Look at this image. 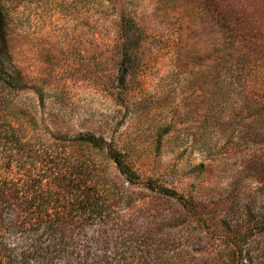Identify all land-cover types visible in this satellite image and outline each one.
I'll return each mask as SVG.
<instances>
[{
  "label": "trees",
  "instance_id": "1",
  "mask_svg": "<svg viewBox=\"0 0 264 264\" xmlns=\"http://www.w3.org/2000/svg\"><path fill=\"white\" fill-rule=\"evenodd\" d=\"M201 5L220 51L208 63L210 112L226 111L224 123L236 129L228 134L227 154L244 155L237 177L255 183L244 193L242 212L233 183L227 192L233 199H218L200 183L185 194L142 179L126 153L103 136L36 129L37 119L17 100L28 86L0 37V264L255 262L233 239L240 237L243 223L264 230V0ZM208 143L205 151L213 155ZM220 157L211 161L226 175V156ZM195 169L201 175L209 167ZM204 190L214 196L209 199ZM219 206L225 214L242 213L236 223L225 224L235 231L226 236L228 249L204 227Z\"/></svg>",
  "mask_w": 264,
  "mask_h": 264
},
{
  "label": "rangeland",
  "instance_id": "2",
  "mask_svg": "<svg viewBox=\"0 0 264 264\" xmlns=\"http://www.w3.org/2000/svg\"><path fill=\"white\" fill-rule=\"evenodd\" d=\"M203 1L0 0V37L28 86L17 100L37 119L36 129L103 136L142 179L185 194L200 183L218 199H233L227 193L233 183L242 212L244 193L255 183L237 177L244 155L227 154L228 134L236 129L224 123L226 111L210 112L208 63L220 51ZM207 141L213 155L205 151ZM220 156H226V175L211 161ZM200 164L209 167L201 175ZM224 211L216 208L204 227L228 249L226 236L235 231L225 224L242 213ZM242 226L233 241L255 261L244 264H264V230Z\"/></svg>",
  "mask_w": 264,
  "mask_h": 264
}]
</instances>
